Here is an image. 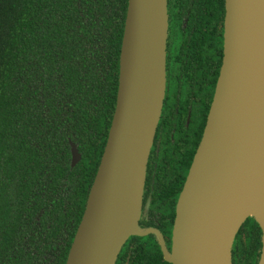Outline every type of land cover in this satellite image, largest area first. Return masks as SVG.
Instances as JSON below:
<instances>
[{"label": "water", "instance_id": "1", "mask_svg": "<svg viewBox=\"0 0 264 264\" xmlns=\"http://www.w3.org/2000/svg\"><path fill=\"white\" fill-rule=\"evenodd\" d=\"M223 58L203 133L176 203L171 250L139 224L146 164L165 93L166 0H127L115 107L64 264H114L129 235L154 232L172 264H232L248 191L262 209L264 264V0H225ZM70 164L81 153L73 140Z\"/></svg>", "mask_w": 264, "mask_h": 264}, {"label": "trees", "instance_id": "2", "mask_svg": "<svg viewBox=\"0 0 264 264\" xmlns=\"http://www.w3.org/2000/svg\"><path fill=\"white\" fill-rule=\"evenodd\" d=\"M126 7L0 0V264L65 262L115 107ZM261 233L247 216L238 264L258 263ZM155 245L153 264H171Z\"/></svg>", "mask_w": 264, "mask_h": 264}, {"label": "flooded vegetation", "instance_id": "3", "mask_svg": "<svg viewBox=\"0 0 264 264\" xmlns=\"http://www.w3.org/2000/svg\"><path fill=\"white\" fill-rule=\"evenodd\" d=\"M166 1L165 93L146 164L139 224L158 228L171 250L177 199L220 77L225 0L223 14L221 0ZM135 235L126 238L114 264H153L159 236ZM231 260L238 264L232 248Z\"/></svg>", "mask_w": 264, "mask_h": 264}, {"label": "bare ground", "instance_id": "4", "mask_svg": "<svg viewBox=\"0 0 264 264\" xmlns=\"http://www.w3.org/2000/svg\"><path fill=\"white\" fill-rule=\"evenodd\" d=\"M262 197L264 198V193H261ZM262 209L259 206V201L254 192L248 191L246 196L240 200L238 205L236 206L235 210L233 211V220H240L245 215H255V216H262L261 215Z\"/></svg>", "mask_w": 264, "mask_h": 264}]
</instances>
